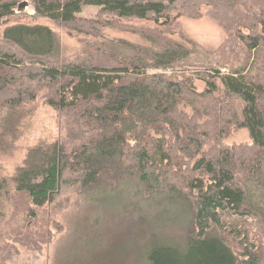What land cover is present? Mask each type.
Here are the masks:
<instances>
[{
	"label": "trees",
	"instance_id": "1",
	"mask_svg": "<svg viewBox=\"0 0 264 264\" xmlns=\"http://www.w3.org/2000/svg\"><path fill=\"white\" fill-rule=\"evenodd\" d=\"M22 1L0 0V25ZM29 1L34 17L90 32L102 42H88V50L66 61L59 58L56 35L44 25L15 24L0 35V154L10 150L29 115L22 105L43 84L49 90L44 102L80 127L72 139L31 147L10 176H0V196L12 205L5 224L10 241L0 233V254L49 238L47 229L35 230L43 221L31 220L64 185L77 184L86 200L101 208L114 207L124 186H137L128 191L136 199L130 204L136 214L130 223L142 221L148 234L153 223L142 206L162 191L168 201H180L193 228L182 242L151 234L133 264H264V240L256 242L235 227L227 230L223 220L226 214L252 216L264 226V0ZM86 6L98 8L95 18L78 17ZM202 6L228 34L226 65L230 54L242 56L226 72L189 69L188 40L165 35L172 12L198 18ZM127 18L161 23L140 28L145 45H111L102 29L127 27L121 22ZM195 78L205 82L203 91L195 90ZM238 100L242 105L236 109ZM230 124L246 128L251 144H221L210 154L200 152L213 128L220 137ZM3 207L0 203V216ZM168 212L175 214L161 204L153 219ZM22 214L20 222L11 223ZM134 229L138 234V225ZM118 245L92 260L69 248L59 250L54 264H115L123 246Z\"/></svg>",
	"mask_w": 264,
	"mask_h": 264
},
{
	"label": "rangeland",
	"instance_id": "2",
	"mask_svg": "<svg viewBox=\"0 0 264 264\" xmlns=\"http://www.w3.org/2000/svg\"><path fill=\"white\" fill-rule=\"evenodd\" d=\"M25 1L28 4L22 10H15L16 14L14 16L1 23L0 35L6 27L15 24L44 25L56 35L59 42V58L66 61L72 60L76 56H80V53L88 50V42L96 46L97 43L102 42L99 37L90 35V32L74 31L65 24L57 23L47 18L34 17V9L30 1ZM97 10L98 8L95 6L83 7L81 12L78 13V17L83 19L95 18ZM256 10L258 11V9ZM200 11L201 16L198 18L172 12L170 16L171 22L165 25L167 38L182 43L188 40L190 43V53L186 60V67L192 70L201 69L202 67H219L221 72H226L229 69L226 67L239 65V60L242 57L239 52L234 55L230 54L228 56L230 58L228 61L229 65H226L223 48L230 42L228 34L218 21L208 15L209 7L202 6ZM121 22L127 27L102 29L104 39L110 40L113 46L115 44L122 45V43L145 45L146 42L139 32L140 28L156 27L161 23V20L156 24L152 20L136 18L123 19ZM161 26L164 27V25ZM164 71L166 73L171 72L170 69ZM215 82L221 89L222 85L219 79H215ZM193 85L195 90L199 92L205 88V82L197 78L193 79ZM48 93V88L43 84L36 89L34 99L28 100L22 105L24 109H29V115L23 120L18 137L13 140L10 150L0 154L1 177L10 176L15 167L23 162L31 147L38 144L47 145L63 138L69 140L80 134V127L75 125L70 115L64 116L61 112L44 102V96H47ZM241 105L242 102L238 100L236 109ZM185 111L190 113L188 107L185 108ZM214 131H216L215 128L210 132L212 135L205 141L200 152L210 154L213 148L221 144L229 146L251 144L248 130L244 127L230 124L225 128L223 136L220 137L217 134L215 135ZM184 159L187 162H193L192 160L189 161L187 157ZM62 188V191L53 201L37 208V217L31 220V222L38 224L43 221L41 224L43 227L39 226L40 229L35 230L47 229L49 238L32 248L17 244L15 252L0 254V264H54L59 250L62 251L66 248L72 249L75 254L80 253L81 255L78 254V257L82 259H85V257H88V260L101 259L100 257L105 255V251L118 244L123 246L119 248L121 255L115 259V264H133L138 256V250L142 248L145 240L151 234L165 238L162 241L182 242L187 236V232L193 228L191 215L185 211L183 212V205H180L179 200L168 201L169 195L167 192L158 191L153 193L154 198L147 205L143 204L142 211L146 215L148 214V221L153 223L152 228L149 227V233L146 234L144 231L147 229L142 221L140 224L130 223L136 215L134 211L131 212L130 210L131 201L136 200L131 198L128 193L132 189L131 186L128 188L123 187L122 195L116 197L112 208H104L107 205L101 208L90 204L86 200L87 194H83L77 184L64 185ZM120 188H122V185L118 189ZM136 189L137 186H134L132 190ZM0 200V203L4 206L3 215L0 216V233L2 232L4 238L10 241V236L6 232L8 226L5 224L9 219L12 205L6 195L0 196ZM110 202H107V204H110ZM167 202H172L174 206H170V203L166 204ZM161 204H164V206L168 205L172 213L175 214L172 215L168 212L164 218H160L157 221L153 219V210ZM23 215L16 218V221L12 220L11 223L20 222ZM223 220L225 225L228 226L227 230L235 227L245 232L256 242L264 240L262 231L264 226L261 220L252 216L241 217L227 214ZM125 221L128 223V230L122 229ZM137 225L138 234L136 229L132 230ZM232 238L233 234L229 236V239L232 243H235L236 240H232Z\"/></svg>",
	"mask_w": 264,
	"mask_h": 264
},
{
	"label": "water",
	"instance_id": "3",
	"mask_svg": "<svg viewBox=\"0 0 264 264\" xmlns=\"http://www.w3.org/2000/svg\"><path fill=\"white\" fill-rule=\"evenodd\" d=\"M27 1H22L18 4V10H22L26 5H27Z\"/></svg>",
	"mask_w": 264,
	"mask_h": 264
}]
</instances>
